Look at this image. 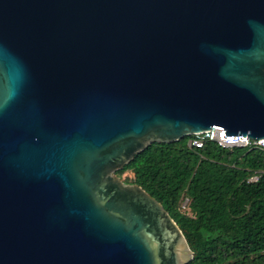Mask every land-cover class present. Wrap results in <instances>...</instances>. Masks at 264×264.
I'll list each match as a JSON object with an SVG mask.
<instances>
[{
  "label": "water",
  "instance_id": "water-1",
  "mask_svg": "<svg viewBox=\"0 0 264 264\" xmlns=\"http://www.w3.org/2000/svg\"><path fill=\"white\" fill-rule=\"evenodd\" d=\"M212 128L264 139V0H0V264H186L117 171Z\"/></svg>",
  "mask_w": 264,
  "mask_h": 264
},
{
  "label": "trees",
  "instance_id": "trees-1",
  "mask_svg": "<svg viewBox=\"0 0 264 264\" xmlns=\"http://www.w3.org/2000/svg\"><path fill=\"white\" fill-rule=\"evenodd\" d=\"M195 138L153 143L117 174L132 171L169 212L193 251L186 264H264V147Z\"/></svg>",
  "mask_w": 264,
  "mask_h": 264
},
{
  "label": "built area",
  "instance_id": "built-area-1",
  "mask_svg": "<svg viewBox=\"0 0 264 264\" xmlns=\"http://www.w3.org/2000/svg\"><path fill=\"white\" fill-rule=\"evenodd\" d=\"M205 138L216 140L220 145L224 147H233V146H248L255 145L258 147H264V139H250L247 136L243 135H226V131L223 129L212 128L203 133L197 134V138L192 139L190 144L201 146ZM257 177L254 176L251 179L254 180ZM188 198L181 204V209H188Z\"/></svg>",
  "mask_w": 264,
  "mask_h": 264
},
{
  "label": "rangeland",
  "instance_id": "rangeland-1",
  "mask_svg": "<svg viewBox=\"0 0 264 264\" xmlns=\"http://www.w3.org/2000/svg\"><path fill=\"white\" fill-rule=\"evenodd\" d=\"M124 181H128L130 183V181L132 180L134 174L132 171H126L122 174L119 175Z\"/></svg>",
  "mask_w": 264,
  "mask_h": 264
}]
</instances>
